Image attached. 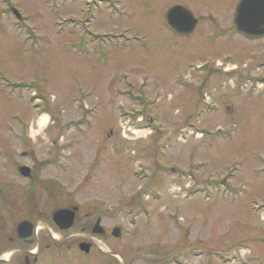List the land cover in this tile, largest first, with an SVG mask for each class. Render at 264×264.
Masks as SVG:
<instances>
[{"label":"rangeland","instance_id":"374dc122","mask_svg":"<svg viewBox=\"0 0 264 264\" xmlns=\"http://www.w3.org/2000/svg\"><path fill=\"white\" fill-rule=\"evenodd\" d=\"M230 2L133 0L118 15L106 6L97 12L96 0H0V225L7 216L32 222L33 248L40 244L45 261L198 264L187 254H203L201 264H221L237 253L239 264H264V170L254 162L264 157V100L246 94L264 81V39L235 34ZM175 5L217 24L203 22L189 38H177L164 20ZM11 7L23 24L9 17ZM124 27L146 34L151 50H112L108 31ZM93 32L101 60L79 41ZM193 61L194 70H215L210 84H203L207 71L189 67ZM218 64L237 69L236 79L222 81ZM36 95L44 102H31ZM122 104L137 116L123 118ZM213 104L221 111L212 113ZM200 105L208 113L194 115ZM45 111L51 121L40 128L36 114ZM138 117L139 127L151 122V136L127 131L126 122ZM183 129L205 137L183 132V140ZM23 151L35 161L31 183L19 174V166L32 165ZM71 204L79 207L76 222L60 232L52 215ZM99 217L101 236L92 232ZM91 237L99 247L93 255L58 257L65 244Z\"/></svg>","mask_w":264,"mask_h":264},{"label":"water","instance_id":"95a60500","mask_svg":"<svg viewBox=\"0 0 264 264\" xmlns=\"http://www.w3.org/2000/svg\"><path fill=\"white\" fill-rule=\"evenodd\" d=\"M252 0H243L239 10L236 23L238 24V30L241 34L247 35L248 37H253L255 35H264V32H260L261 27L264 25V22L261 21V18L264 17V8L259 5L257 7H250L248 3ZM192 14L189 10L182 7H175L168 11L166 14L167 25L173 30L184 33L187 31V20H190ZM22 174L24 176H29L27 170H23ZM66 211H59L55 214L54 220L62 229H67L73 224V217L75 212L67 211L69 215H65ZM70 217V218H69ZM68 223V225H64ZM100 220H98L97 225L94 227L93 232L102 234L104 231L101 230ZM28 227V224H22V227ZM30 234V233H29ZM114 236L119 237L120 232L118 229L114 230Z\"/></svg>","mask_w":264,"mask_h":264},{"label":"flooded vegetation","instance_id":"af4514ba","mask_svg":"<svg viewBox=\"0 0 264 264\" xmlns=\"http://www.w3.org/2000/svg\"><path fill=\"white\" fill-rule=\"evenodd\" d=\"M238 2L239 0H232V2H230L231 5L234 3L233 10L236 8ZM227 3L229 4V2ZM202 18L203 22H209L211 25L217 24V18L214 16ZM234 19L235 14L233 13L231 22L234 23ZM203 22L199 19V25ZM145 37L147 39V35ZM72 207L73 206L69 205L64 208ZM1 222L3 225H0V264H38L37 258H40L42 254L40 244L37 243L36 249L34 250L32 237L27 239L22 238L17 232L20 222L15 224V220L11 216L5 217ZM68 244H70V248L75 247L78 249L80 242L78 244L69 242Z\"/></svg>","mask_w":264,"mask_h":264},{"label":"bare ground","instance_id":"6f19581e","mask_svg":"<svg viewBox=\"0 0 264 264\" xmlns=\"http://www.w3.org/2000/svg\"><path fill=\"white\" fill-rule=\"evenodd\" d=\"M38 126L40 128H44V127L48 126V117L46 115H43L40 117V119L38 120ZM139 133H141V132H135L134 134L139 135Z\"/></svg>","mask_w":264,"mask_h":264}]
</instances>
